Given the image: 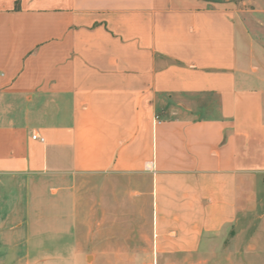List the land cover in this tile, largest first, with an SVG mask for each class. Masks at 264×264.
I'll return each mask as SVG.
<instances>
[{"label": "crops", "instance_id": "obj_1", "mask_svg": "<svg viewBox=\"0 0 264 264\" xmlns=\"http://www.w3.org/2000/svg\"><path fill=\"white\" fill-rule=\"evenodd\" d=\"M88 176L150 217L147 247L91 228L92 264L203 259L247 218L258 263L264 0H0V264H86Z\"/></svg>", "mask_w": 264, "mask_h": 264}, {"label": "rangeland", "instance_id": "obj_2", "mask_svg": "<svg viewBox=\"0 0 264 264\" xmlns=\"http://www.w3.org/2000/svg\"><path fill=\"white\" fill-rule=\"evenodd\" d=\"M130 183L129 180L103 176L81 177L76 181V212L81 217V223L77 227L82 232L81 240L87 257L86 264H92V257L85 248L88 244L86 235L91 228L99 229L101 241L104 242L109 238L108 240L115 246H148L150 234L148 204L141 203L137 207L139 199L133 194L137 190ZM50 199L53 201L52 198ZM252 232L247 218L241 229L231 231L224 242L215 243L211 247L212 253L203 254V259L194 261L179 259L175 264H193V262L194 264H255L250 254ZM261 240L264 246V238ZM256 264H264V255Z\"/></svg>", "mask_w": 264, "mask_h": 264}, {"label": "water", "instance_id": "obj_3", "mask_svg": "<svg viewBox=\"0 0 264 264\" xmlns=\"http://www.w3.org/2000/svg\"><path fill=\"white\" fill-rule=\"evenodd\" d=\"M201 1H204V2H219V1H224V0H201Z\"/></svg>", "mask_w": 264, "mask_h": 264}, {"label": "built area", "instance_id": "obj_4", "mask_svg": "<svg viewBox=\"0 0 264 264\" xmlns=\"http://www.w3.org/2000/svg\"><path fill=\"white\" fill-rule=\"evenodd\" d=\"M32 138H33V139H36V136H33ZM38 140H39V141H43V139H41V138H38Z\"/></svg>", "mask_w": 264, "mask_h": 264}, {"label": "trees", "instance_id": "obj_5", "mask_svg": "<svg viewBox=\"0 0 264 264\" xmlns=\"http://www.w3.org/2000/svg\"><path fill=\"white\" fill-rule=\"evenodd\" d=\"M220 2V1H219Z\"/></svg>", "mask_w": 264, "mask_h": 264}]
</instances>
